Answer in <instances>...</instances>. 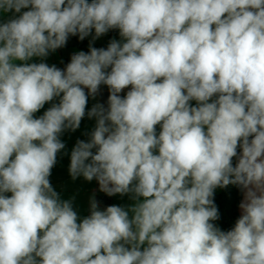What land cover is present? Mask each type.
Returning <instances> with one entry per match:
<instances>
[{
    "label": "clouds",
    "instance_id": "1",
    "mask_svg": "<svg viewBox=\"0 0 264 264\" xmlns=\"http://www.w3.org/2000/svg\"><path fill=\"white\" fill-rule=\"evenodd\" d=\"M85 117L70 176L131 203L81 218L49 178ZM0 264H264V0H0Z\"/></svg>",
    "mask_w": 264,
    "mask_h": 264
},
{
    "label": "crops",
    "instance_id": "2",
    "mask_svg": "<svg viewBox=\"0 0 264 264\" xmlns=\"http://www.w3.org/2000/svg\"><path fill=\"white\" fill-rule=\"evenodd\" d=\"M4 18L6 19L7 17L5 16ZM87 38L92 43L103 46L104 48H106L108 43L111 41L108 39V33L96 39L95 41L92 40L91 35ZM116 39L118 41L121 40V37L119 36V31ZM64 48H65V58H66L65 66H66L67 63L70 62L71 55L81 50L69 44H67L66 47ZM64 48L59 49L55 53L50 54L46 62L49 63L50 65L56 64L58 67H60L62 61L60 51L61 50L63 51ZM106 90H108L107 87L102 86L101 91H106ZM127 90L128 89L124 90V92H122L121 95H124ZM96 102H100L99 96L97 97L96 101L90 100L89 107H91L92 103H96ZM48 106L49 105H46L45 109ZM43 111L44 109H42L41 113H38L37 115L42 114ZM94 123H95L94 120H89L87 117H85L82 120L80 128L78 130H76L75 132H65L63 134L62 139L66 143V149L61 154L58 155L57 163L53 167L51 171V176L49 178L55 191L60 194L61 199L73 201L74 210L77 211L78 215L81 218L89 215L90 199L92 197H95L96 199V197L99 195L107 196L106 194L99 191V185L95 179L91 182H88L81 176L73 180L68 171L69 163H70V152L72 147L74 146L77 139H87L86 133L91 131V129L94 127ZM219 192H220V188H217L214 194H217ZM110 198H111V202L107 206H110L112 204L127 206L131 203L128 196L121 197L117 195ZM242 199H243V193H242ZM107 206L99 205V208L103 210ZM240 215H241V210L239 209V216Z\"/></svg>",
    "mask_w": 264,
    "mask_h": 264
},
{
    "label": "trees",
    "instance_id": "3",
    "mask_svg": "<svg viewBox=\"0 0 264 264\" xmlns=\"http://www.w3.org/2000/svg\"><path fill=\"white\" fill-rule=\"evenodd\" d=\"M118 30H110L108 32V39L112 40L117 38ZM91 41L86 37L83 41L79 40L78 37H70L67 44L85 52L88 51L89 43ZM92 43V42H91ZM94 47H102L100 45L92 43ZM61 64L60 68L66 64L65 48L60 51ZM10 195V194H9ZM242 199V192L235 185H229L225 188H220V192L214 194V202L218 208L220 219L214 223L218 225L222 230L228 231L235 225L236 220L239 218V203ZM96 200L99 205L107 206L111 202V198L108 196H97Z\"/></svg>",
    "mask_w": 264,
    "mask_h": 264
},
{
    "label": "water",
    "instance_id": "4",
    "mask_svg": "<svg viewBox=\"0 0 264 264\" xmlns=\"http://www.w3.org/2000/svg\"><path fill=\"white\" fill-rule=\"evenodd\" d=\"M107 97H108V90L101 91V95L99 96V99H100V102L105 105V107H107Z\"/></svg>",
    "mask_w": 264,
    "mask_h": 264
},
{
    "label": "rangeland",
    "instance_id": "5",
    "mask_svg": "<svg viewBox=\"0 0 264 264\" xmlns=\"http://www.w3.org/2000/svg\"><path fill=\"white\" fill-rule=\"evenodd\" d=\"M116 39V38H115ZM113 40V39H112ZM117 40V39H116ZM103 47V46H102Z\"/></svg>",
    "mask_w": 264,
    "mask_h": 264
}]
</instances>
